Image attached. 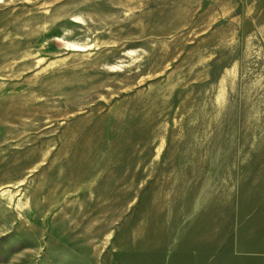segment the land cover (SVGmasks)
<instances>
[{
  "label": "rangeland",
  "instance_id": "1",
  "mask_svg": "<svg viewBox=\"0 0 264 264\" xmlns=\"http://www.w3.org/2000/svg\"><path fill=\"white\" fill-rule=\"evenodd\" d=\"M255 250L264 0H0V264Z\"/></svg>",
  "mask_w": 264,
  "mask_h": 264
},
{
  "label": "crops",
  "instance_id": "2",
  "mask_svg": "<svg viewBox=\"0 0 264 264\" xmlns=\"http://www.w3.org/2000/svg\"><path fill=\"white\" fill-rule=\"evenodd\" d=\"M205 242H206V240H205ZM252 247V245L250 244V248ZM204 248H206V245H205V247ZM202 250V247H200L199 248V250H197V252H199V251H201ZM204 254H205V256L203 257L204 259H205V262H206V259H207V253L206 252H204ZM217 253L215 254V257H217ZM214 256H212L211 258H213ZM248 257L250 258L249 260V262H250V264L252 263V261H254L253 262V264H258V263H261L260 261H258V260H260L261 259V257H263V260H264V250L263 251H259V250H255V251H250L249 252V254H248ZM201 261V260H200ZM263 264H264V262H263Z\"/></svg>",
  "mask_w": 264,
  "mask_h": 264
}]
</instances>
